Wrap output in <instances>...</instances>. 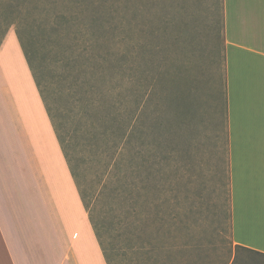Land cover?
I'll return each mask as SVG.
<instances>
[{
    "label": "rangeland",
    "instance_id": "374dc122",
    "mask_svg": "<svg viewBox=\"0 0 264 264\" xmlns=\"http://www.w3.org/2000/svg\"><path fill=\"white\" fill-rule=\"evenodd\" d=\"M35 16L32 69L110 264H264L230 235L222 1L40 0Z\"/></svg>",
    "mask_w": 264,
    "mask_h": 264
},
{
    "label": "crops",
    "instance_id": "0c3cea01",
    "mask_svg": "<svg viewBox=\"0 0 264 264\" xmlns=\"http://www.w3.org/2000/svg\"><path fill=\"white\" fill-rule=\"evenodd\" d=\"M221 1L230 235L264 258V0ZM0 264H107L12 32L0 46Z\"/></svg>",
    "mask_w": 264,
    "mask_h": 264
},
{
    "label": "trees",
    "instance_id": "16d2710c",
    "mask_svg": "<svg viewBox=\"0 0 264 264\" xmlns=\"http://www.w3.org/2000/svg\"><path fill=\"white\" fill-rule=\"evenodd\" d=\"M39 3H40V0H0V46L5 38V35L8 31V29L13 26L14 27V30H15V34H16V37L19 41V44L21 46V49L23 51V54L26 58V61L28 63V66L30 68V71L32 73V76L34 78V81L36 83V86L38 88V91L41 95V98L44 102V105H45V108L47 110V113L51 119V122H52V125H53V128L55 130V133L57 135V138L59 140V143H60V146H61V150L64 154V157L67 161V164H68V167H69V170H70V173L71 175L73 176V179L75 181V184H76V187H77V190L79 192V195L81 197V200L83 202V205L85 207V210L87 211L88 213V217H89V220L91 222V225L93 227V230H94V233H95V236L100 244V247H101V250H102V253H103V256L107 262V264H110V258H109V255L107 253V249L106 247H104L103 245V242L100 238V234L98 232V228H96V225L92 219V217L90 216V213L87 209V202L85 201V199H82V191L78 188V183L76 181V177L74 175V170L70 164V159L68 157V154L66 152V149L64 148L63 146V140L62 138L59 136L58 134V130L55 126V123H54V120H53V117L52 115L50 114L49 112V109L46 107V103H45V100H44V97L42 96V92L40 90V87H39V83L36 79V76L34 74V71L32 69V65H31V62H30V52L28 51V48L26 46V42L25 39L28 38L26 36V29L28 28L29 25H33L35 22V19H36V16H35V12L36 11H39ZM34 23H33V22ZM144 103V102H143ZM138 108H139V111H141V115L140 116H137V121H140L143 117V115L145 116L146 114V109L148 108V104L145 103L143 104V106H139L138 105ZM144 108V109H143ZM139 115V114H138ZM144 132H145V129L141 128ZM84 198V196H83ZM187 236H190V237H193V235H191V232L190 230H187ZM186 244V243H185ZM189 246V249H192L193 253H195V257L196 259L199 258V254H200V245L197 244V243H189L187 244ZM236 248H239L238 246H235ZM128 251L131 253V252H134V248H132L131 246L128 248ZM152 249H148L146 253H151ZM247 251V250H246ZM249 252V251H248ZM237 263V260H236V256L234 255V258H233V262L231 264H236Z\"/></svg>",
    "mask_w": 264,
    "mask_h": 264
}]
</instances>
